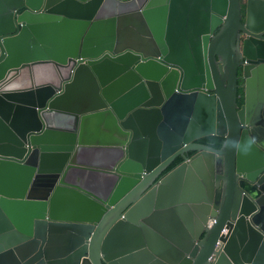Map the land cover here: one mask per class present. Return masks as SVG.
Masks as SVG:
<instances>
[{"label": "water", "instance_id": "obj_1", "mask_svg": "<svg viewBox=\"0 0 264 264\" xmlns=\"http://www.w3.org/2000/svg\"><path fill=\"white\" fill-rule=\"evenodd\" d=\"M0 264H264V0H0Z\"/></svg>", "mask_w": 264, "mask_h": 264}, {"label": "trees", "instance_id": "obj_2", "mask_svg": "<svg viewBox=\"0 0 264 264\" xmlns=\"http://www.w3.org/2000/svg\"><path fill=\"white\" fill-rule=\"evenodd\" d=\"M242 90L241 88L238 89V94H241ZM242 104L241 99L237 100V105L240 106ZM197 142L212 146L215 149H219L222 145L223 139L216 137V136H209L202 139H199ZM180 162H182V158L178 157L166 170L169 171L172 168H174L176 165H178Z\"/></svg>", "mask_w": 264, "mask_h": 264}, {"label": "flooded vegetation", "instance_id": "obj_3", "mask_svg": "<svg viewBox=\"0 0 264 264\" xmlns=\"http://www.w3.org/2000/svg\"><path fill=\"white\" fill-rule=\"evenodd\" d=\"M238 74L240 75V71H239ZM238 84H239V86L242 84V81H241L240 79H239V81H238ZM239 88H240V87H239ZM197 143H199V142H197ZM199 144H202V143H199ZM203 145H205V144H203ZM206 146H209V145H206ZM209 147H212V146H209ZM193 154H194V153H192V152L185 153L184 156L181 157V158H182V160H183L184 158H190L191 156H193Z\"/></svg>", "mask_w": 264, "mask_h": 264}, {"label": "built area", "instance_id": "obj_4", "mask_svg": "<svg viewBox=\"0 0 264 264\" xmlns=\"http://www.w3.org/2000/svg\"><path fill=\"white\" fill-rule=\"evenodd\" d=\"M220 246V243L218 242L217 245H216V249Z\"/></svg>", "mask_w": 264, "mask_h": 264}]
</instances>
